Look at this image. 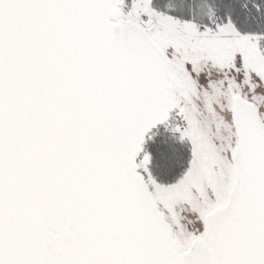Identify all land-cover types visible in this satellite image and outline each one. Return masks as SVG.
<instances>
[{
  "label": "snow or ice",
  "instance_id": "1",
  "mask_svg": "<svg viewBox=\"0 0 264 264\" xmlns=\"http://www.w3.org/2000/svg\"><path fill=\"white\" fill-rule=\"evenodd\" d=\"M0 264H264V0H0Z\"/></svg>",
  "mask_w": 264,
  "mask_h": 264
}]
</instances>
